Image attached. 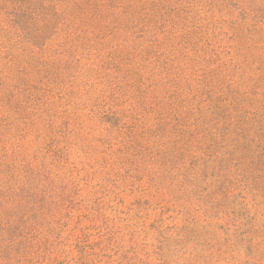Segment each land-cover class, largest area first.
<instances>
[{
  "label": "rangeland",
  "instance_id": "374dc122",
  "mask_svg": "<svg viewBox=\"0 0 264 264\" xmlns=\"http://www.w3.org/2000/svg\"><path fill=\"white\" fill-rule=\"evenodd\" d=\"M0 264H264V0H0Z\"/></svg>",
  "mask_w": 264,
  "mask_h": 264
}]
</instances>
